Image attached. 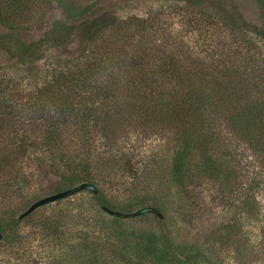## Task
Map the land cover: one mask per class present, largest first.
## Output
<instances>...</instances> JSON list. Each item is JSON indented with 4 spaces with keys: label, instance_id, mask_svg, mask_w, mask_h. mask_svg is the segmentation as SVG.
I'll return each instance as SVG.
<instances>
[{
    "label": "trees",
    "instance_id": "obj_1",
    "mask_svg": "<svg viewBox=\"0 0 264 264\" xmlns=\"http://www.w3.org/2000/svg\"><path fill=\"white\" fill-rule=\"evenodd\" d=\"M187 1L199 6L205 0H164L154 18L173 15L177 3ZM255 1L260 26L236 14L233 4L221 13H201L199 21L187 22L192 45L182 39L179 55L171 45L156 49L152 35L140 33L149 27V17L123 18L92 3L59 31L49 25L43 38L27 40L18 31L28 1L1 0L0 54L21 65L39 61L46 42L65 44L77 26L84 27L86 42L102 46L54 67L50 79L34 89L0 71V208L9 222L21 223L14 217L20 206L14 197L35 181L52 189L88 182L98 192L89 191L90 208L108 214L106 209L139 207L144 211L137 216L151 214L161 222L156 179L171 152L169 174L184 195L208 186L222 206L209 247L233 249L264 264V211L255 198L264 190V0ZM216 28L227 34L212 33L201 42L192 34ZM131 134L136 141L138 135L152 136L161 143L145 153L126 145ZM106 186L129 201H113ZM56 213L42 222L46 245L58 247L54 262L73 261L79 255L71 246L60 251L62 226L72 217ZM83 216L80 211L75 218L104 230L120 264H197L206 258L196 243L179 248L167 233H129L122 216L111 215L110 228L102 217ZM0 234V243L13 248L12 238ZM27 240L20 237L14 244L22 247ZM129 240H135L132 257L118 247ZM8 249L0 250L2 264L19 260Z\"/></svg>",
    "mask_w": 264,
    "mask_h": 264
},
{
    "label": "rangeland",
    "instance_id": "obj_2",
    "mask_svg": "<svg viewBox=\"0 0 264 264\" xmlns=\"http://www.w3.org/2000/svg\"><path fill=\"white\" fill-rule=\"evenodd\" d=\"M26 1L28 2L23 12L24 17H22L23 20H20V25L23 29L18 32L25 39L35 41L44 37L43 32L45 27L54 25L56 30H58L61 29L64 23H72L80 7L87 3L97 5V9L113 10L123 18L130 15L138 18L149 17L146 18L149 19V27L140 33L152 35L156 49L159 48L158 46H161V48L165 46L168 49V45H171L172 49L179 55L180 46H183L181 43L182 39L189 43L192 41V38L189 39L188 37L187 22L191 19L199 21L201 13L205 12L210 15L217 12L221 13V9L230 8L233 4L236 9L235 13L241 15L246 22L261 25L260 10L255 0H225L226 4L224 3V5L215 4L212 0H205L199 6L188 1L180 2L177 3V10L173 15L159 18H154V13L159 10V6L164 0ZM202 27H205V24H202ZM212 33H214L215 37L227 34L223 28L192 31L197 42H201L206 36L211 39ZM105 38L110 39L111 35L107 33L105 34ZM84 47L87 50L86 52H82ZM94 48L97 50L101 49L102 46L86 42L84 39V27L77 26L65 44L54 45L53 43L46 42L43 45V57L32 65H21L16 59H8L7 56L0 54V71H3L4 75L10 78H14L20 83L21 87L34 89L40 87L50 79L54 67L63 66L65 62H69L72 59H81L83 57L82 54L90 55L91 50L94 51ZM182 50L184 52V47ZM159 143L161 142L152 136L142 137L138 135L136 141V135L133 136L131 134L126 145L128 147L138 145L139 150L141 149L142 152L149 153L151 149H156ZM171 156L172 153L167 152L163 163H161V167H159L161 173L156 179V191L159 203L162 206L163 219L159 222L153 219L151 214H146L144 217H141V215L130 218L124 217L125 230L134 234H137L136 231H152L157 234L167 233L173 243L179 248L186 247L194 242L206 257L204 260H198L197 264H263L262 258L255 262L253 258L256 257L252 255L240 256L233 249L226 250L217 245H213L212 249L209 247L212 241L210 239L214 237V231L219 226L218 223L222 219L221 217H223L221 214L222 206H219L220 203L213 200L214 191L208 186L196 188L190 197L184 195L180 186L174 182V179L169 174ZM27 166L29 167L27 171L33 172L32 165L28 164ZM74 186H61L52 189L47 184H40L37 181L31 185L24 186L22 192L14 197L15 203L20 205L16 209L14 217H18L19 214L24 212L37 199ZM117 190L118 188H108L106 186L104 192L120 205L127 203L129 196L121 194ZM90 197L89 191L83 190L64 199L42 205L21 219V223L17 226L9 222L7 214L3 213L0 208V233H2V237H11L12 245H14L13 248L8 249L9 246L6 241H2L0 243V250L8 249L15 252L16 256H19V260L13 263L10 262V264H120L116 258L112 257L111 251L113 247L107 243L109 239L105 238L104 230L99 225H93L92 223L75 218L77 213L79 214L82 211L85 215L83 217L99 216L102 217L106 227L110 228L112 226V214H105L90 208ZM255 198L260 209L264 211V190L257 191ZM58 210H62L68 217H72L71 220H68L62 226V228L66 229V233L61 240L60 251H65L71 246L79 255L75 256L73 261L54 262L60 255L58 247L53 244L46 245L42 222L44 219L52 217V213H56ZM137 210H140V208L134 207L129 212L120 211V213H133ZM20 237L28 239V243L22 247L14 244V241H17ZM134 241H126L125 246L119 244L118 247L129 254L127 256L132 257L131 254H133V250L136 248ZM83 245L87 246L86 250H79Z\"/></svg>",
    "mask_w": 264,
    "mask_h": 264
},
{
    "label": "water",
    "instance_id": "obj_3",
    "mask_svg": "<svg viewBox=\"0 0 264 264\" xmlns=\"http://www.w3.org/2000/svg\"><path fill=\"white\" fill-rule=\"evenodd\" d=\"M83 190L91 191L95 195L98 193L96 187L93 184L88 183V182H82V183L75 185L74 187L69 188V189H65L63 191H59L57 193L45 196V197L40 198V199H37L36 201L32 202L24 212H22L21 214L18 215V219H22V218L26 217L27 215H29L35 209H37L38 207H40L42 205L54 202V201L59 200V199H64L66 197L74 195V194H76L80 191H83ZM106 211H107V213L112 214V215L130 218V217H134V216L139 215L142 211H144V209L137 210L133 213H120V212L112 211L109 209H106ZM158 215H159V217H162L161 214H158ZM0 236H1V234H0Z\"/></svg>",
    "mask_w": 264,
    "mask_h": 264
}]
</instances>
